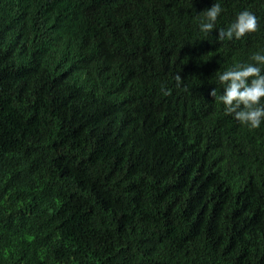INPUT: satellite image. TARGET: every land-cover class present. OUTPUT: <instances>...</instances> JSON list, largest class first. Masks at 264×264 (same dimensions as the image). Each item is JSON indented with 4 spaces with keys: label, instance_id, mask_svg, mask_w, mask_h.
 <instances>
[{
    "label": "trees",
    "instance_id": "1",
    "mask_svg": "<svg viewBox=\"0 0 264 264\" xmlns=\"http://www.w3.org/2000/svg\"><path fill=\"white\" fill-rule=\"evenodd\" d=\"M257 52L264 0H0V264H264V122L218 100Z\"/></svg>",
    "mask_w": 264,
    "mask_h": 264
},
{
    "label": "clouds",
    "instance_id": "2",
    "mask_svg": "<svg viewBox=\"0 0 264 264\" xmlns=\"http://www.w3.org/2000/svg\"><path fill=\"white\" fill-rule=\"evenodd\" d=\"M222 12L220 3L200 13L199 30L209 33L215 27L217 17ZM257 30V18L248 10L237 14L236 19L228 28L220 29L218 39H240L248 32ZM251 60L255 63L236 64L218 74L219 82L224 86L218 100L224 106V112L233 115L236 120L250 128H258L264 122V54L255 53ZM251 78V79H250ZM180 76L176 77L177 82ZM216 96L213 88L209 93Z\"/></svg>",
    "mask_w": 264,
    "mask_h": 264
}]
</instances>
